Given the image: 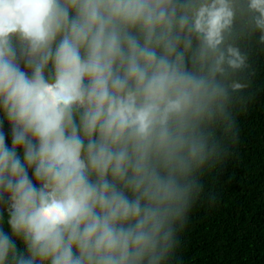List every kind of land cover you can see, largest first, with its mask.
<instances>
[{
  "label": "clouds",
  "instance_id": "9594fccd",
  "mask_svg": "<svg viewBox=\"0 0 264 264\" xmlns=\"http://www.w3.org/2000/svg\"><path fill=\"white\" fill-rule=\"evenodd\" d=\"M252 35L264 0H0V264H171Z\"/></svg>",
  "mask_w": 264,
  "mask_h": 264
},
{
  "label": "trees",
  "instance_id": "16d2710c",
  "mask_svg": "<svg viewBox=\"0 0 264 264\" xmlns=\"http://www.w3.org/2000/svg\"><path fill=\"white\" fill-rule=\"evenodd\" d=\"M246 19L238 18L237 32L250 31ZM236 42L248 55L247 68L229 78L246 85L229 106L236 138L215 126L216 139L229 151L197 173L203 192L215 199L201 195L194 204L171 264H264V46L255 35Z\"/></svg>",
  "mask_w": 264,
  "mask_h": 264
}]
</instances>
